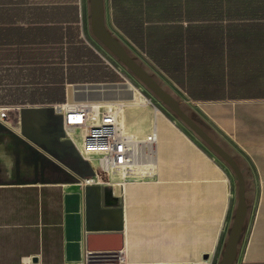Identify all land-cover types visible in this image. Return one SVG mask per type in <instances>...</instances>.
<instances>
[{
  "label": "crops",
  "instance_id": "0c3cea01",
  "mask_svg": "<svg viewBox=\"0 0 264 264\" xmlns=\"http://www.w3.org/2000/svg\"><path fill=\"white\" fill-rule=\"evenodd\" d=\"M251 31L253 60L245 64L251 87L237 94L225 91L215 96L190 95L162 72L186 99L206 104L205 114L233 138L252 166L251 176L246 172L243 176L245 194H251L253 202L246 203L233 264H264V24ZM142 98L140 90L129 80L67 83L65 102L59 103L78 99L123 102L128 106L123 113L125 128L142 133L136 123L127 120V111L139 109L130 106ZM47 107L31 100L15 107V120L6 111L0 119V264H82L84 245L89 251L113 250L121 237V251L128 264L160 263L177 258L184 248L191 249L198 261L211 263L221 222L228 214L229 225L234 218L236 202L230 204L228 179L150 100L143 107L150 110L148 129L153 127L157 132V162L182 158L192 163L193 170L201 172L195 180L200 181L202 193L198 195L203 199L192 203L176 200L171 206L163 200L167 191L162 193L169 180L159 177L150 183H127L119 188L124 201L121 229H112L116 217L96 192L104 175H98L100 182H84L82 177L90 175L86 173L88 164L77 160L71 150L69 155H60L58 145L64 140L59 139L58 124L53 119L56 113L42 116ZM233 179L237 184L236 176ZM182 189L180 194L185 199L192 195L188 180ZM206 191L214 197L209 206ZM206 209L205 215L198 216L199 220L210 219L206 226H190L182 218L176 223L178 216H190L193 212L199 215ZM151 213L153 222L148 223ZM168 220L178 224L174 231L179 226L185 239L177 246L156 240ZM227 236L228 230L223 249ZM111 239H115V244L110 243ZM204 253L209 257L205 258Z\"/></svg>",
  "mask_w": 264,
  "mask_h": 264
},
{
  "label": "rangeland",
  "instance_id": "374dc122",
  "mask_svg": "<svg viewBox=\"0 0 264 264\" xmlns=\"http://www.w3.org/2000/svg\"><path fill=\"white\" fill-rule=\"evenodd\" d=\"M90 3L91 0H0V106H5V111L12 120H15L16 106L36 100L41 106H48L46 112H42V116L47 118L49 113H54L52 105L62 101L63 86L66 81L101 80L109 82L118 79L121 81L115 82H125L129 80L140 90L143 97L148 98L157 110L215 162L228 179L230 204L234 201L237 204V189L235 190L237 184L233 179L236 176L235 172H240L242 175L246 172L251 176L252 171L246 153L235 144L229 134L221 130L205 114L203 108L206 104L186 99L184 94L174 88L167 77L148 58L111 24L108 0H101L97 8L96 26L104 37L103 40L100 39L90 26L92 12L89 11ZM108 39L111 45H118L122 49L123 56L127 55L131 58L133 61L131 66L116 56L105 42ZM141 69L153 81L168 90L166 97L156 94L142 78H139L135 70ZM153 87L156 88L155 85ZM169 101L176 104L190 120L183 119ZM149 112L150 110L145 107L127 111L128 123H136L138 130L142 132L140 135L148 130ZM53 119L58 124L59 139L64 140L67 137L59 123V115L53 114ZM58 146L59 153L63 157L69 155L70 150L75 152V147L68 141L60 142ZM73 154L77 160L84 161L86 165L87 161L80 154L77 152ZM164 162L159 161L156 164L158 174L155 177H128L134 181L126 182L150 183L157 181L159 177L166 181L169 180L166 187L162 189V193L167 191L163 200L171 206L176 200L181 202L187 200L192 203L202 198L198 195L202 193L200 181L197 180L196 183L195 180L200 177L201 172L193 170L192 163L182 158ZM112 177L104 175L105 181L97 183L99 189L96 192L101 202L110 205L111 213L116 217V220H113L115 224L112 229H121L123 224L121 215L124 209L123 195L121 191L119 194L112 191L114 187ZM145 179L154 181L146 182ZM180 180L184 181L180 182ZM187 180L191 185L192 195L185 199L180 191L187 184ZM120 184L118 182L119 187ZM205 193L207 195L206 206H209L214 197L207 194L209 191ZM242 200L243 203L251 204L253 197L251 194L247 196L244 189ZM199 205L202 206V204ZM207 209L202 210L199 215L193 212L190 216H178L176 223L182 218L188 220L190 226L195 224L206 226L210 219L201 218L199 220L198 216L205 215L204 213L208 212ZM228 215L220 224V234L210 264H221L222 244L229 225ZM153 217V214L148 217V223L153 222ZM177 225L172 220L165 222L156 240L165 244L171 243L174 246L183 243L185 239L182 231L178 229L179 226L174 231ZM110 243L115 244V239H111ZM82 264L128 263L125 262L123 252L114 249L85 252ZM146 264L204 263L195 258L191 249L184 248L177 258H167L160 263Z\"/></svg>",
  "mask_w": 264,
  "mask_h": 264
},
{
  "label": "trees",
  "instance_id": "16d2710c",
  "mask_svg": "<svg viewBox=\"0 0 264 264\" xmlns=\"http://www.w3.org/2000/svg\"><path fill=\"white\" fill-rule=\"evenodd\" d=\"M108 2L111 24L188 94H237L251 87L245 64L253 60L251 30L264 24V0ZM115 81L121 80L109 82ZM99 82L106 81H66L61 102L67 83Z\"/></svg>",
  "mask_w": 264,
  "mask_h": 264
},
{
  "label": "built area",
  "instance_id": "2783aa9c",
  "mask_svg": "<svg viewBox=\"0 0 264 264\" xmlns=\"http://www.w3.org/2000/svg\"><path fill=\"white\" fill-rule=\"evenodd\" d=\"M58 104H53L52 107L60 116L66 137L93 171L85 178H92V182H84H100L97 179L99 171L109 178L113 172L120 179L148 178L158 174L153 152L155 132L150 128L137 136L120 130L117 118L121 103L101 99H78L62 106ZM4 108L5 106H0V119H3ZM68 129H71V136ZM84 249L86 250L85 245Z\"/></svg>",
  "mask_w": 264,
  "mask_h": 264
},
{
  "label": "water",
  "instance_id": "95a60500",
  "mask_svg": "<svg viewBox=\"0 0 264 264\" xmlns=\"http://www.w3.org/2000/svg\"><path fill=\"white\" fill-rule=\"evenodd\" d=\"M101 4V0H91V3L89 4V11L91 12L90 15V26L92 28V31L100 38L103 40V35L99 32L96 23H97V17H98V12H97V8L100 6ZM106 44L111 48V50H113V52L116 54L117 57H119L120 60H122L124 63L129 64L130 66L133 64V61L131 60L130 57H128L127 55H124V52L122 51V49L118 46V45H114V44H110L111 41L110 39H108V41H105ZM136 73L138 74L139 78L143 79V81L154 90V92L158 95H160L161 97H166L168 94V90L163 88V86L161 84H159L158 82L156 83L155 81H153L148 75L147 73H144V71L141 69L139 71L135 70ZM153 85L156 86L153 87ZM169 100V99H166ZM169 103L172 105L173 109H175L177 111V113L186 120H190L189 117L176 105L173 104L169 101ZM60 118V116H59ZM60 123V122H59ZM61 127L62 124L60 123ZM66 139V140H65ZM64 141H68L69 143H72L70 139L65 138ZM75 152L76 149H75ZM87 174H92L93 171L89 168V166H87ZM236 173V181H237V197H238V202L236 204L235 210H234V218L232 220V222L230 223L229 227H228V236L227 239L225 241V248L222 251V260H221V264H233V259L235 257V253H236V242L240 236V232L241 229L243 227L242 221L245 215V210H246V203H243L242 197L244 194V189H245V181L243 178V175L240 172H235ZM76 179H79V177H76ZM123 246V237H121L118 245H115L114 247H112L111 249H115V250H121L120 248ZM91 250V249H90ZM208 254L204 253V256L207 257Z\"/></svg>",
  "mask_w": 264,
  "mask_h": 264
},
{
  "label": "bare ground",
  "instance_id": "6f19581e",
  "mask_svg": "<svg viewBox=\"0 0 264 264\" xmlns=\"http://www.w3.org/2000/svg\"><path fill=\"white\" fill-rule=\"evenodd\" d=\"M148 99H146L145 97H143L142 98V100L140 101V102H138V103H134V104H132L130 107H136V108H141V107H143V106H145L147 103H148ZM119 103H121L120 104V110H119V114H118V118H117V121H118V127L120 128V130H122V131H124V132H131L132 134H134V135H137V136H139L140 135V133H137V132H135V131H129L128 129H126L125 128V126H126V124H125V120H124V111H125V109L128 107L127 106V104H125V103H123V102H119ZM65 104H67V103H59L58 105H65ZM152 128V130L155 132V136H156V141L154 142V144H153V152H155V144H156V142H157V139H158V137H157V132H156V130L153 128V127H151ZM149 130V129H148ZM68 133H69V135L72 133L71 132V129H68ZM142 135V134H141ZM71 136V135H70ZM74 137V136H73ZM155 160H156V162L158 161L157 159H156V153H155ZM158 163V162H157ZM98 175H104V173L102 172V171H99L98 172ZM115 175V173H113L112 172V174L110 175L111 177H112V179H113V185H114V187H113V189H114V193H116V194H119L118 192H119V188L121 187V188H124V186L127 184V183H130V182H126V181H134V179H130V178H128V179H124V178H122V179H120L117 175L116 176H114ZM97 179H98V181H100V178H98V176H97ZM83 181H89V182H92V178H88L87 180H85V179H82ZM102 180H104V179H102ZM138 181V180H137ZM141 181H143V180H141ZM144 181H146V182H150V181H154V180H149V179H145ZM118 182H119V184L120 183H122V184H120L121 186L119 187V185H118ZM113 191V190H112ZM123 247H124V241H123V246L120 248L121 250L123 249ZM84 251H89V249H87L86 248V250L84 249ZM205 257V256H204ZM209 257V255H207V257H205V258H208Z\"/></svg>",
  "mask_w": 264,
  "mask_h": 264
}]
</instances>
